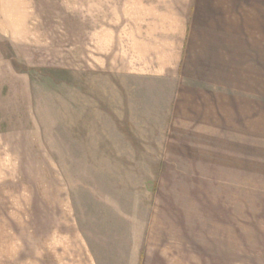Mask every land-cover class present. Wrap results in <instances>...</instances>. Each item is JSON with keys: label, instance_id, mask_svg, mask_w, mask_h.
Listing matches in <instances>:
<instances>
[{"label": "rangeland", "instance_id": "374dc122", "mask_svg": "<svg viewBox=\"0 0 264 264\" xmlns=\"http://www.w3.org/2000/svg\"><path fill=\"white\" fill-rule=\"evenodd\" d=\"M94 17L0 0V264H264V0L207 85L95 60Z\"/></svg>", "mask_w": 264, "mask_h": 264}, {"label": "crops", "instance_id": "0c3cea01", "mask_svg": "<svg viewBox=\"0 0 264 264\" xmlns=\"http://www.w3.org/2000/svg\"><path fill=\"white\" fill-rule=\"evenodd\" d=\"M245 12L246 0H94V59L124 62L126 75L207 85L202 72L243 66ZM82 249L60 264H98Z\"/></svg>", "mask_w": 264, "mask_h": 264}]
</instances>
